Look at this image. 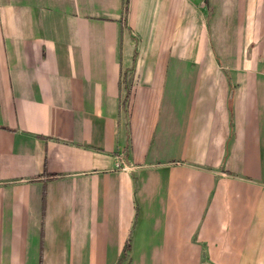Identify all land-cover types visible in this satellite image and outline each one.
<instances>
[{"label":"crops","instance_id":"crops-1","mask_svg":"<svg viewBox=\"0 0 264 264\" xmlns=\"http://www.w3.org/2000/svg\"><path fill=\"white\" fill-rule=\"evenodd\" d=\"M0 264H264V0H0Z\"/></svg>","mask_w":264,"mask_h":264},{"label":"trees","instance_id":"trees-1","mask_svg":"<svg viewBox=\"0 0 264 264\" xmlns=\"http://www.w3.org/2000/svg\"><path fill=\"white\" fill-rule=\"evenodd\" d=\"M125 248H126V244H124V246H123V251L125 250Z\"/></svg>","mask_w":264,"mask_h":264}]
</instances>
